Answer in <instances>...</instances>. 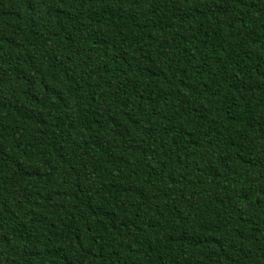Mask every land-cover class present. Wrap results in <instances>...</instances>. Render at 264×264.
<instances>
[{"label":"trees","instance_id":"trees-1","mask_svg":"<svg viewBox=\"0 0 264 264\" xmlns=\"http://www.w3.org/2000/svg\"><path fill=\"white\" fill-rule=\"evenodd\" d=\"M0 264H264V0H0Z\"/></svg>","mask_w":264,"mask_h":264}]
</instances>
